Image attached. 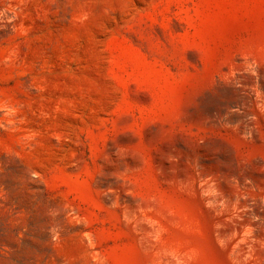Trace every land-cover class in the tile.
Listing matches in <instances>:
<instances>
[{
    "label": "rangeland",
    "instance_id": "rangeland-1",
    "mask_svg": "<svg viewBox=\"0 0 264 264\" xmlns=\"http://www.w3.org/2000/svg\"><path fill=\"white\" fill-rule=\"evenodd\" d=\"M0 264H264V0H0Z\"/></svg>",
    "mask_w": 264,
    "mask_h": 264
}]
</instances>
